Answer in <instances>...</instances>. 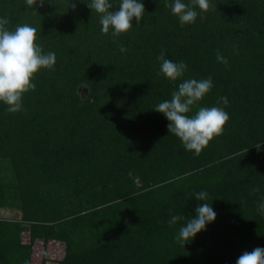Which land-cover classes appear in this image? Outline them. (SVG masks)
<instances>
[{"label": "trees", "instance_id": "16d2710c", "mask_svg": "<svg viewBox=\"0 0 264 264\" xmlns=\"http://www.w3.org/2000/svg\"><path fill=\"white\" fill-rule=\"evenodd\" d=\"M73 2L0 0L9 30L35 27L56 54L24 95L25 111L0 102V264H47L35 261L36 243L52 240L66 246L57 264H236L264 248V0H210L215 10L197 6L183 27L165 7L174 0H142V21L119 37L102 33L91 0ZM110 2L115 10L120 0ZM162 50L188 65L183 78L157 75ZM209 76L214 87L188 115L217 106L230 119L197 156L154 108L184 79ZM202 190L217 218L182 245L187 221H168L195 217Z\"/></svg>", "mask_w": 264, "mask_h": 264}, {"label": "clouds", "instance_id": "9594fccd", "mask_svg": "<svg viewBox=\"0 0 264 264\" xmlns=\"http://www.w3.org/2000/svg\"><path fill=\"white\" fill-rule=\"evenodd\" d=\"M26 5L35 9L44 6L45 0H25ZM76 3L71 0L70 7L75 9ZM202 12L215 10L216 6L210 0H190L185 3L183 0H174V3H166L165 7L170 8L173 15L177 16L181 27L185 24H194L199 13L196 7ZM88 7L101 14L100 24L103 34H108L113 29L112 36L119 37L121 33L130 31L133 27V19L136 25L143 19L145 5L142 0H120L118 8L114 9L110 0H91ZM35 11V10H34ZM205 17H201L204 19ZM8 18H0V102L7 105L8 113L25 111L23 97L29 91L37 87L33 83L35 75L41 69L53 70L56 64L54 52L45 53L42 45L37 43V29L28 24L18 25L15 30H9ZM121 53H126L124 45L119 46ZM160 64V71L157 75H163L170 81H177L184 77L188 65L183 62H174L166 58L162 50L157 58ZM218 62L228 65V60L219 50L216 53ZM214 87L212 77L207 79H184L178 85V89L171 93V99L164 100L156 105L155 111L163 113L170 121L167 125L170 133L177 136L183 143L186 151H192L200 155L211 140L223 134L230 116L222 107H198L193 115L194 106L208 94ZM218 103L227 106L229 101L226 96L219 98ZM262 144H256L257 149ZM256 187L253 191L258 192ZM200 203L197 205L195 217L186 219L185 216L172 215L168 221L169 225L176 224L180 220H186V224L179 229L176 237L182 245L191 241L196 235L206 230L209 223L214 222L217 213L209 202L207 191H200L194 195ZM258 212L264 214V199L258 204ZM139 214V213H138ZM27 264V262H26ZM236 264H264V248L256 247L252 251H245L240 255Z\"/></svg>", "mask_w": 264, "mask_h": 264}, {"label": "rangeland", "instance_id": "374dc122", "mask_svg": "<svg viewBox=\"0 0 264 264\" xmlns=\"http://www.w3.org/2000/svg\"><path fill=\"white\" fill-rule=\"evenodd\" d=\"M18 214L19 212L14 209L2 211V215L7 218H16ZM36 244L35 261L39 263L46 259L47 264H57V261L64 255L66 248L63 242L54 240L50 241L48 245H45L43 242H37Z\"/></svg>", "mask_w": 264, "mask_h": 264}]
</instances>
